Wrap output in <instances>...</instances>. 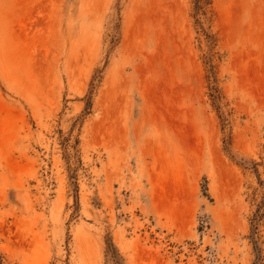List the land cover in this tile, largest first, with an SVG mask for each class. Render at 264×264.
<instances>
[{"label":"rangeland","instance_id":"1","mask_svg":"<svg viewBox=\"0 0 264 264\" xmlns=\"http://www.w3.org/2000/svg\"><path fill=\"white\" fill-rule=\"evenodd\" d=\"M264 0H0V264H264Z\"/></svg>","mask_w":264,"mask_h":264},{"label":"trees","instance_id":"2","mask_svg":"<svg viewBox=\"0 0 264 264\" xmlns=\"http://www.w3.org/2000/svg\"><path fill=\"white\" fill-rule=\"evenodd\" d=\"M251 168L253 169V173L256 176V179H257L259 186H262L264 189V178H261V175L257 172L256 165L251 166ZM262 194H263L262 196L264 198V190H263Z\"/></svg>","mask_w":264,"mask_h":264}]
</instances>
